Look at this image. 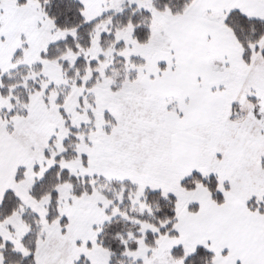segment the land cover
Wrapping results in <instances>:
<instances>
[{"label":"snow or ice","instance_id":"obj_1","mask_svg":"<svg viewBox=\"0 0 264 264\" xmlns=\"http://www.w3.org/2000/svg\"><path fill=\"white\" fill-rule=\"evenodd\" d=\"M0 264H264V0H0Z\"/></svg>","mask_w":264,"mask_h":264}]
</instances>
